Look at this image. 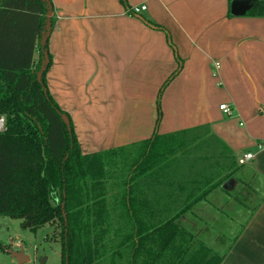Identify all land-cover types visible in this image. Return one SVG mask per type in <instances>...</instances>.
<instances>
[{
  "label": "crops",
  "instance_id": "0c3cea01",
  "mask_svg": "<svg viewBox=\"0 0 264 264\" xmlns=\"http://www.w3.org/2000/svg\"><path fill=\"white\" fill-rule=\"evenodd\" d=\"M50 1L46 88L81 154L150 139L158 91L178 58L157 133L209 126L234 167L223 188L178 222L207 247L222 248V264H264V18L245 16L249 0H126L145 7L137 15L118 0ZM236 1L242 10L233 15ZM248 153L253 159L239 165Z\"/></svg>",
  "mask_w": 264,
  "mask_h": 264
},
{
  "label": "trees",
  "instance_id": "16d2710c",
  "mask_svg": "<svg viewBox=\"0 0 264 264\" xmlns=\"http://www.w3.org/2000/svg\"><path fill=\"white\" fill-rule=\"evenodd\" d=\"M49 13L50 0H0V217L59 229L61 264H222L178 221L228 182L232 154L209 126L156 131L179 59L151 138L83 155L46 88ZM245 16L264 18V0H249Z\"/></svg>",
  "mask_w": 264,
  "mask_h": 264
},
{
  "label": "rangeland",
  "instance_id": "374dc122",
  "mask_svg": "<svg viewBox=\"0 0 264 264\" xmlns=\"http://www.w3.org/2000/svg\"><path fill=\"white\" fill-rule=\"evenodd\" d=\"M111 194L109 193V196ZM229 213L236 214V211ZM224 243L227 244L225 240ZM0 245L9 247L14 252H22L29 260L25 264H41L42 260H45V264H61L59 229L48 224L32 232L28 227L21 226L18 220L0 217ZM209 248L216 253L222 251V248L214 246H209ZM0 264L18 263L7 253L0 251Z\"/></svg>",
  "mask_w": 264,
  "mask_h": 264
},
{
  "label": "water",
  "instance_id": "95a60500",
  "mask_svg": "<svg viewBox=\"0 0 264 264\" xmlns=\"http://www.w3.org/2000/svg\"><path fill=\"white\" fill-rule=\"evenodd\" d=\"M239 2L236 1V2H232L231 4V12L233 15H235L236 13H238L240 10H242L241 6L242 4H240L239 6ZM241 7V8H240ZM240 9V10H239ZM49 17H50V13L48 14L47 16V21L49 20ZM48 23V22H47ZM49 35V31H47V34L46 36L44 37V40L42 42V45L45 44L46 40H47V37ZM40 75V74H39ZM62 120L68 124V118L66 116H62ZM27 224H25L23 227L27 228ZM5 253H7L11 258H13L14 260H16V262L18 264H25L27 263L29 260L28 258L22 253V252H14L13 250H11L10 248L9 249H5L4 251ZM41 264H45V260H42Z\"/></svg>",
  "mask_w": 264,
  "mask_h": 264
},
{
  "label": "built area",
  "instance_id": "2783aa9c",
  "mask_svg": "<svg viewBox=\"0 0 264 264\" xmlns=\"http://www.w3.org/2000/svg\"><path fill=\"white\" fill-rule=\"evenodd\" d=\"M131 12L133 15H137L143 11H145V7L144 6H134L132 8H130ZM215 69L218 70L219 69V64L216 63L215 64ZM219 109L226 115V116H231L232 115V110L230 109L229 106L223 104L221 106H219ZM3 129V119L0 118V131H2ZM253 159V155L248 153L243 155L239 160H238V164L239 165H244L246 164L248 161Z\"/></svg>",
  "mask_w": 264,
  "mask_h": 264
}]
</instances>
